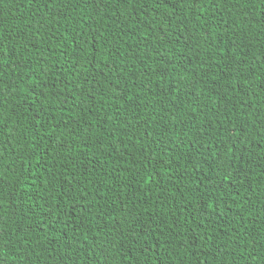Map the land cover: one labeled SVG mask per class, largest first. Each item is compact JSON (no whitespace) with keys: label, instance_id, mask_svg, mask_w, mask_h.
Masks as SVG:
<instances>
[{"label":"trees","instance_id":"trees-1","mask_svg":"<svg viewBox=\"0 0 264 264\" xmlns=\"http://www.w3.org/2000/svg\"><path fill=\"white\" fill-rule=\"evenodd\" d=\"M0 264H264V0H0Z\"/></svg>","mask_w":264,"mask_h":264}]
</instances>
